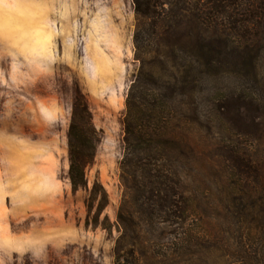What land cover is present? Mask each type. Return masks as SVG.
Masks as SVG:
<instances>
[{
  "label": "rangeland",
  "instance_id": "374dc122",
  "mask_svg": "<svg viewBox=\"0 0 264 264\" xmlns=\"http://www.w3.org/2000/svg\"><path fill=\"white\" fill-rule=\"evenodd\" d=\"M137 25L133 0H0V264H117L123 123L140 69ZM79 91L102 134L87 176L90 187L98 180L109 193L100 217H109V229L88 226L89 192H75L69 178ZM258 122L255 137L221 122L209 131L204 166L187 173L185 247L170 234H147L141 264H264V108ZM230 144L257 161L256 178L232 167L223 148ZM254 190L262 206L256 220L238 211Z\"/></svg>",
  "mask_w": 264,
  "mask_h": 264
},
{
  "label": "trees",
  "instance_id": "16d2710c",
  "mask_svg": "<svg viewBox=\"0 0 264 264\" xmlns=\"http://www.w3.org/2000/svg\"><path fill=\"white\" fill-rule=\"evenodd\" d=\"M133 2L140 69L128 92L123 123L117 264H141L137 253L147 234H170L176 246L185 247L181 240L192 214L187 173L204 166L209 131L221 122L255 137L264 108V0ZM101 140L88 100L79 91L68 129L69 178L75 192H89L88 226L109 229V217L100 218L109 193L98 180L90 187L87 176ZM223 148L243 177H257L252 155L233 144ZM258 194L246 192L247 203L238 211L254 218L262 208Z\"/></svg>",
  "mask_w": 264,
  "mask_h": 264
}]
</instances>
